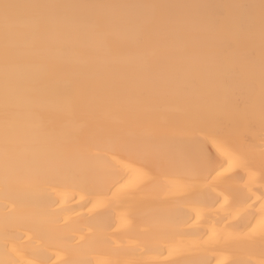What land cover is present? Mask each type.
<instances>
[{"label":"bare ground","instance_id":"bare-ground-1","mask_svg":"<svg viewBox=\"0 0 264 264\" xmlns=\"http://www.w3.org/2000/svg\"><path fill=\"white\" fill-rule=\"evenodd\" d=\"M0 264H264V0H0Z\"/></svg>","mask_w":264,"mask_h":264}]
</instances>
